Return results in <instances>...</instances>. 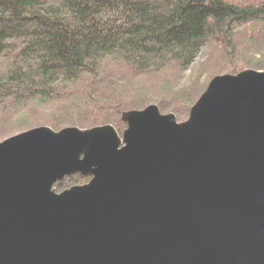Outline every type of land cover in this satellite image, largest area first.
<instances>
[{
  "label": "water",
  "instance_id": "obj_1",
  "mask_svg": "<svg viewBox=\"0 0 264 264\" xmlns=\"http://www.w3.org/2000/svg\"><path fill=\"white\" fill-rule=\"evenodd\" d=\"M188 116L2 140L0 264H264V70L214 76Z\"/></svg>",
  "mask_w": 264,
  "mask_h": 264
},
{
  "label": "trees",
  "instance_id": "obj_2",
  "mask_svg": "<svg viewBox=\"0 0 264 264\" xmlns=\"http://www.w3.org/2000/svg\"><path fill=\"white\" fill-rule=\"evenodd\" d=\"M250 68L264 70V0H0V141L42 124L120 135V114L150 104L181 120L211 77Z\"/></svg>",
  "mask_w": 264,
  "mask_h": 264
},
{
  "label": "rangeland",
  "instance_id": "obj_3",
  "mask_svg": "<svg viewBox=\"0 0 264 264\" xmlns=\"http://www.w3.org/2000/svg\"><path fill=\"white\" fill-rule=\"evenodd\" d=\"M203 59H204V57H201V54H198L197 55V57H196V59H195V61H194V63L192 64V67H193V69H194V71H193V74L195 73V71L196 72H200L199 73V75H201V73H202V75H203V73H205L206 72V70H209V68H206V65L203 63ZM245 70V69H244ZM246 70H248V69H246ZM250 70H254V71H256L255 69H251L250 68ZM243 71V70H242ZM261 71V70H260ZM241 72V71H240ZM223 74H229V73H223ZM223 74H218V75H223ZM237 74V73H236ZM189 75V72H187L186 74H185V76H188ZM202 75H201V78H202ZM231 75H234V74H231ZM186 79H188L189 78V76L188 77H185ZM204 78L205 77H203L202 79L204 80ZM211 78H213V77H211ZM210 78V79H211ZM210 79H209V81H210ZM208 81V82H209ZM204 91V90H203ZM201 95V94H200ZM199 95V96H200ZM198 99V98H197ZM196 99V100H197ZM195 103V102H194ZM193 103V104H194ZM150 105H155V104H150ZM156 106V105H155ZM157 107V106H156ZM159 110V109H158ZM159 112H160V114H162V115H164V114H168L169 112H163V111H161V110H159ZM188 114H189V112H188ZM174 117H175V121L176 122H182V121H185V120H187L188 119V115L185 117V118H183V119H181V120H178L177 118H176V116L174 115ZM25 118H27V117H25ZM42 120H48V117L47 116H45V117H43L42 118ZM36 127H45V128H48V129H50L51 130V127L49 126V125H47V124H42V125H36L35 127H32V128H36ZM67 127H72V128H78V127H75V126H64V127H62V128H60V129H58V131L59 130H62V129H65V128H67ZM79 129V128H78ZM29 130H30V128H29ZM81 130H85V129H81ZM26 131V130H25ZM21 132H24V131H18V132H14V133H12V134H10V135H8V136H6L5 138H3L2 140H4V139H6V138H8V137H11V136H13V135H16V134H19V133H21ZM118 133V132H117ZM119 135V134H118ZM120 138H122L121 137V134H120V136H119ZM1 140V141H2ZM0 141V142H1ZM88 181H85V182H83V183H81V184H86ZM81 184H79V185H81ZM65 189H68L67 187H64V188H62L60 191H58V192H61V191H64ZM57 192V193H58Z\"/></svg>",
  "mask_w": 264,
  "mask_h": 264
},
{
  "label": "bare ground",
  "instance_id": "obj_4",
  "mask_svg": "<svg viewBox=\"0 0 264 264\" xmlns=\"http://www.w3.org/2000/svg\"><path fill=\"white\" fill-rule=\"evenodd\" d=\"M94 214H96V215H97V214H98V213H97V211H95V212H94Z\"/></svg>",
  "mask_w": 264,
  "mask_h": 264
}]
</instances>
